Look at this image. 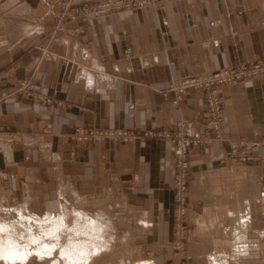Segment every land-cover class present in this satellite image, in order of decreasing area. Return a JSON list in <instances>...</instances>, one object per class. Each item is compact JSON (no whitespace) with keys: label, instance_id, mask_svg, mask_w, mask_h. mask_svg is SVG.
I'll use <instances>...</instances> for the list:
<instances>
[{"label":"crops","instance_id":"0c3cea01","mask_svg":"<svg viewBox=\"0 0 264 264\" xmlns=\"http://www.w3.org/2000/svg\"><path fill=\"white\" fill-rule=\"evenodd\" d=\"M69 1L81 10L105 0L0 5V202L43 194L53 210L68 190L114 191L145 221L146 243L170 246L173 146L140 137L202 110L204 93L193 89L173 106L171 83L264 60V0H167L67 21ZM22 83L33 86L32 96L17 90ZM221 94L224 139L190 154L188 255L172 253L165 264H264V77ZM80 128L131 130L139 139L82 143ZM245 238L242 258L235 241Z\"/></svg>","mask_w":264,"mask_h":264},{"label":"rangeland","instance_id":"374dc122","mask_svg":"<svg viewBox=\"0 0 264 264\" xmlns=\"http://www.w3.org/2000/svg\"><path fill=\"white\" fill-rule=\"evenodd\" d=\"M5 1L6 0H0V5ZM100 2H103V1L96 2L93 5H96ZM85 7H88V6H85ZM85 7H82V8H85ZM76 10H80V8H73L72 10V6L69 1L66 7V11H69L70 13L66 15L65 19H67V21L74 20V11ZM61 22H59L57 26H62ZM23 84L24 83L19 84L18 89H17L18 91H21L20 88H22ZM240 162L246 163L247 161L246 162L240 161ZM68 191L69 192L66 194H62V195L60 194L59 199L61 201H60L59 207L53 210H48L47 208H45L44 203H45L46 196L43 194H29V195L18 194L16 196L3 195L2 202H0V223L7 222L6 220H9L12 222L16 220L15 218H17L15 222H17L18 224L21 223V221H23L21 217L26 215V214H23V211H25L27 215H30V216L33 215L35 217V219L33 220L34 222L42 223L43 221L45 222L46 219L48 218L47 220L48 222L46 221L47 223H42L45 225L44 228H46L47 226L49 227V225H52V223L55 221L59 222V220H61L62 218H63V221H62L63 223L64 222L67 223L69 221L68 223H71V224H73V222L74 223L81 222L80 224H83L84 218L85 219L91 218L90 220H94V221L96 220L97 222L101 221L100 223L103 222L102 223L103 226L104 225L106 226L103 229V235H104L103 238H105L106 239L105 242L106 241L107 242L106 244L105 242L101 243V247L102 248L104 247L103 248L104 251L102 249L99 251L103 253L102 254L99 253L95 257H93L92 260L88 262L89 264H124V263L125 264H140L143 262L152 263V264H165V262H168L170 260L169 258L171 257L172 253H173V256H175V258H179L181 260L187 258L188 231L190 229L189 197L191 193V184H190L188 199H187V203H188L187 217H186V227H187L186 232L187 233L182 241H178L177 235L181 233V230H180V226L177 227L176 222H175L176 210H175V202H174V221H173L174 240L170 246H166V244H163V243H152V242L146 243L144 241L145 225H143V222L145 221H142V219H138L133 210L126 209L125 204L120 200L119 195L116 192L109 191V190H99L93 193L78 195V194H74V192H71V190H68ZM174 198H175V195H174ZM19 210H20V213H19ZM45 213L46 214L48 213L50 217L45 215ZM79 213L82 219L81 217H78L80 216L78 215ZM53 214H55L54 220L52 219V223H50L51 218H53V216L51 215ZM86 214L88 216H86ZM18 219L20 221H18ZM48 227L46 228L47 232L49 231ZM42 228L43 227H41V229ZM36 232L37 231L35 230L32 236L38 235L36 234ZM87 234L88 233L85 232L84 226L83 228L78 226V233H76L74 237L75 243L77 242L85 243L86 242L89 244L88 242L89 237ZM44 235H46V233ZM44 235H42V239L44 238ZM94 241L95 242H91V244L98 242L96 240ZM235 242L239 243L238 245L239 248L237 250L238 251L237 253L240 254V257L241 256L242 258L247 257L248 247L245 244H248L247 243L248 239H246L245 241H242L241 239ZM98 243L100 246V242ZM98 243L93 244V245L98 246ZM36 244L37 243H35L32 246H36ZM108 244H110V246H108ZM257 244H255L256 248H257ZM106 247L107 248L110 247V249H106ZM183 247L185 248V250H183ZM236 247H237L236 244L235 246L233 244V251L236 249ZM151 249L158 251L157 252L158 254L154 253L155 251H152ZM50 254L42 253L43 257L41 258L38 257L37 255L36 256L30 255L29 256L31 260L30 264H57V263L58 264H68L67 263L68 261H66V259L60 260L57 257V253H54V256L53 254L51 255ZM57 259H59L58 262L56 261ZM215 259L216 258L211 259V264L215 262ZM217 259H220V258H217ZM6 262L0 259L1 264H4V263L6 264ZM8 263L9 264H27L28 262L23 261L20 263L19 262L15 263V262L9 261L7 262V264ZM81 263L87 264L83 261L80 262L79 264Z\"/></svg>","mask_w":264,"mask_h":264},{"label":"built area","instance_id":"2783aa9c","mask_svg":"<svg viewBox=\"0 0 264 264\" xmlns=\"http://www.w3.org/2000/svg\"><path fill=\"white\" fill-rule=\"evenodd\" d=\"M167 0H106L96 5H90L81 10L74 11V17H101L110 13H119L141 8H149L166 2ZM77 14V15H76ZM61 25V24H60ZM62 26H57L60 29ZM264 77V60L242 64L217 70L208 74L190 77L169 85L167 92H175L177 97L171 101L177 106L183 96L189 90H197L204 93L205 104L199 115L195 118L179 120L171 129L159 132H145L141 140L150 137H159L168 140L173 146L174 170H175V222L180 226L181 233L177 235L178 241H182L186 235V217L188 209V193L190 188V154L191 149L203 146L216 140L224 139V99L222 88L238 82H245ZM22 92L32 96L33 86L24 83ZM200 126L202 129H200ZM137 132L131 130L80 128L75 131V138L82 143L101 144L107 140L117 143H127L139 139ZM239 153L238 147L233 146L230 158L235 162ZM241 161L251 160L242 156ZM182 235V236H180Z\"/></svg>","mask_w":264,"mask_h":264},{"label":"bare ground","instance_id":"6f19581e","mask_svg":"<svg viewBox=\"0 0 264 264\" xmlns=\"http://www.w3.org/2000/svg\"><path fill=\"white\" fill-rule=\"evenodd\" d=\"M19 213H20V210H19ZM80 213L78 215H80ZM23 214H26L25 216L21 217L24 222L21 221V223L19 224L15 222L17 218H15L16 220L12 222L9 220H6L7 222L0 223V259L4 260L5 262L11 261L15 263H18V262L20 263L23 261H27L30 264V261H31L29 258L30 255L31 256L37 255L38 257L41 258L44 255V254L42 255V253H46V254L51 253L53 254V256H54V253H57V257L60 260L66 259V261H68L67 262L68 264H79L82 261L89 264L88 262H90L93 257L101 253V251L99 250L102 249L104 251L103 249L104 247L103 248L101 247V243H104L106 240L105 238H103L104 236L103 229L106 226L105 225L103 226L102 224L103 222L100 223L101 221L97 222L96 220L95 221L90 220L91 218L90 219L84 218L83 224H80L81 222L79 223L73 222V224H71V223H68L69 221L67 223L65 222L63 223L62 222L63 218H62L61 220H59V222L55 221L52 223V219L54 220V215H55L53 214L51 215L53 216V218H51V222H50L52 223V225H49V227L47 226L49 228V231L47 232L46 231L47 227L44 228L45 225L42 223H47L48 218L46 219L47 222L46 221L45 222L43 221L42 223L34 222L33 220L35 219V217L33 215L31 216L27 215L25 211H23ZM45 215L49 216L48 213L47 214L45 213ZM86 216L88 215L86 214ZM78 217H81V215ZM19 219L18 221H20ZM78 226L82 228L84 226L85 232L88 233L87 235L89 237L88 239L89 244L86 242L83 243L82 241H81L82 243H78V242L75 243L74 237H75V234L78 233ZM41 227L43 228L41 229ZM35 230L37 231L36 234L38 235L32 236ZM45 233L46 235H44ZM238 234L236 235L238 236ZM42 235H44L43 239H42ZM94 240L100 242V246L98 242H96L98 243V246L93 245L96 243L91 244V242H95ZM35 243H37L36 246H32ZM108 246H110V244H108ZM107 247L106 249H110V247L109 248ZM59 259H57L56 261L58 262ZM222 262L226 263L227 261H222ZM140 264H152V263L143 262ZM212 264H221V262H219L218 260H215V262Z\"/></svg>","mask_w":264,"mask_h":264}]
</instances>
